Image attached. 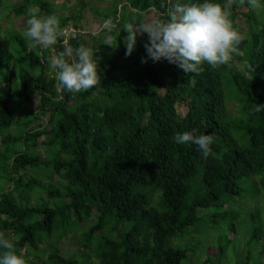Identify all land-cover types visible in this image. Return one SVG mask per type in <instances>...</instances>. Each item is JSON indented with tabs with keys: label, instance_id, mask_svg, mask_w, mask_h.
Instances as JSON below:
<instances>
[{
	"label": "trees",
	"instance_id": "obj_1",
	"mask_svg": "<svg viewBox=\"0 0 264 264\" xmlns=\"http://www.w3.org/2000/svg\"><path fill=\"white\" fill-rule=\"evenodd\" d=\"M95 1H107L98 14L103 22L116 24L105 30L107 39L94 52L101 77L96 86L78 93L58 87L48 75L51 47L45 61L27 47L19 58L26 68L42 67L35 84L25 78L23 91L17 93L14 76L6 78L9 90L0 94V232L14 240L27 264H185L189 255L192 263L203 240L186 243L193 249L179 245L190 228L200 231L196 226L205 212L211 225L232 221L229 230L237 232L239 209H229L231 201L255 197L258 189L247 195V184L255 177L264 191V110L257 111V105H264V9H253L248 0H217L227 6L239 31L242 23L250 25V36L244 35L239 52L226 65L204 62L201 71L187 73L170 63L167 77L151 59L143 62L147 32L138 30L134 50L126 54L124 28L143 26L152 10L168 20L177 0ZM3 3L0 13L7 20L13 12L28 19V8L35 5L52 13L46 0H22L12 10ZM82 37L70 40L74 53ZM57 44L63 51L60 36ZM33 94L49 114L50 129L34 128L12 137L9 132L18 121L12 97L20 104L27 100V108ZM181 105L188 110L183 117L178 113ZM194 129L213 135L209 156L194 143L175 141L177 132ZM39 147L52 152L48 159L34 154ZM57 176L64 182H56ZM37 196L63 202L36 206L32 202ZM258 210L252 220L260 222ZM79 233L87 254L61 253L63 240ZM251 236L258 242L263 228ZM178 239L184 243L177 245ZM217 249L218 259L225 258V248ZM252 260L250 250L243 264Z\"/></svg>",
	"mask_w": 264,
	"mask_h": 264
},
{
	"label": "rangeland",
	"instance_id": "obj_2",
	"mask_svg": "<svg viewBox=\"0 0 264 264\" xmlns=\"http://www.w3.org/2000/svg\"><path fill=\"white\" fill-rule=\"evenodd\" d=\"M46 1L50 5L52 13L47 14L46 12H41V14L45 16L55 14L59 18L60 27L63 31V35H61L60 37L64 40V43H67V45L69 44L70 40H73L70 38L67 39L64 35V30L68 28H74L78 30L80 32L78 36L80 37V35H83L81 47H87L93 52H95V50L98 48L100 42L107 39V31H105L106 29L104 28L105 22H103V18H101V16L98 14L99 11L102 10L101 8L105 10L104 8L107 7V1L103 5H101L95 0H85V8L82 6V0ZM21 2L22 0H8L7 2L6 0H4L5 5L10 6L11 10L19 6ZM2 13H0V94H5L9 90V85L6 83V78L10 76H14L12 79L13 89H15V92L20 93L24 89L23 79L26 78L31 83L35 84L38 77L44 72L42 67L33 70L31 68H26L27 65L18 63L20 56L24 53V47H27L28 50H35L42 61H45V59L50 56L51 52L49 49L40 50L42 46L38 48L39 45L35 48L30 46V41L24 36L27 21L26 17H18L13 12L11 19L7 20L3 19V15L6 14L4 12ZM74 17L79 18V20L73 19ZM160 18L161 15L152 10L149 11V14H147L146 17L148 22H145L147 24L153 21H162ZM76 25H78V27H76ZM250 29L251 27L248 23H242L240 32L244 35L250 36ZM140 34H143V32H141ZM51 48V56L62 51L58 44L51 46ZM73 59H75V53ZM6 62H9L10 67L5 66ZM151 63L160 67L162 73L165 76L168 77L171 75V65L168 60L161 59L158 62H154L153 60H151ZM13 70L15 71V74H13ZM48 75L53 78L55 77V73L50 68ZM164 92L165 91H162V93ZM57 100L60 102L61 100H63V97H60L59 95ZM22 104L18 102L17 96L12 97L11 107L18 121L16 125L12 127L9 134L15 138L22 134L28 133V130L30 129V131H32L34 128H40V130H43L48 127L47 122L49 114L40 109L39 96L33 94L31 103L27 108V100L24 99V102ZM187 111L188 110L184 105H181L180 107L178 106V113L181 117L185 116ZM32 117H34L33 123H31L26 128L25 124H28L30 120H32ZM47 129H50V127H48ZM45 139L46 137H43L39 141L42 142ZM1 143L2 139H0V146L2 145ZM2 150L3 148H0V151ZM37 153H40V155L44 157V159H48L47 154L52 152H49L48 149L44 147H39L37 149V152L34 154ZM51 158L52 157H50L49 159ZM24 173L25 172L23 171V174ZM42 175H44V173H42ZM56 182L64 181L57 176ZM247 188V195L253 194L254 190L256 191V189L259 190V193L252 198H241L237 201V203L236 201H231V206L228 207L230 209L232 206H235L232 207L233 212L239 209V212H236L239 214V219L237 221V232H232L231 230H229L232 221H228L226 223L225 221H219L217 223L218 225H211L209 223V220L207 219L208 216L206 215V212L203 211V213L205 212V218L203 219L202 217L204 215L203 213H200L199 216L202 218V221L196 226L200 229V231L196 232L195 227L190 228L189 234H187L189 235V237H185V243L184 239H178L180 241L177 242H175L176 240L174 241L177 245L184 243L179 246H187L191 249H193V247L186 245V243L190 242L192 238H194V240L197 242H201L202 240L204 242V245L195 253V257H191L194 262H188L190 258L189 255V258L187 259L185 264H243L244 262H246L245 260L250 250L253 252V260L250 264H264V236L258 242L255 240L252 241L251 239L252 231L261 230L262 228L264 230V191H262L261 189L260 178H253L247 184ZM34 196L35 194L32 195V197ZM61 202H63V200L60 198L48 199V197L39 198V196H37V199H35V201L32 203L36 206L47 203L50 204L51 207H57L61 206ZM257 208L259 209L258 211H260L259 213H261L260 222L257 221L259 219H257L256 221L252 220V212L257 210ZM211 212H213V210L208 211L209 214ZM230 213L231 212L229 211L227 218L229 217ZM82 242L83 241L80 239V233L77 235L71 234L69 237L63 240L58 248L61 250V253L66 256H71L75 252L87 254ZM52 243L55 244V240H52ZM226 245L228 246L227 249ZM217 247L225 248V258L223 257L220 260L218 259ZM208 258L210 259V263L208 262Z\"/></svg>",
	"mask_w": 264,
	"mask_h": 264
},
{
	"label": "clouds",
	"instance_id": "obj_3",
	"mask_svg": "<svg viewBox=\"0 0 264 264\" xmlns=\"http://www.w3.org/2000/svg\"><path fill=\"white\" fill-rule=\"evenodd\" d=\"M253 9H264V0H248ZM24 36L30 46H42L49 49L57 44L58 37L63 35L60 20L55 15H43L38 5L30 6ZM166 21H153L137 27L127 24L124 29L127 55H131L136 42L138 30L149 34L145 44L148 59L158 62L166 59L178 65L187 73L202 70L201 65L207 62L213 67L228 64L234 53L239 52V45L244 34L234 27L226 5L217 0H192L181 3L177 0L174 9ZM109 32L116 28L110 19L104 23ZM71 39H79V36ZM107 44L113 45L111 41ZM74 50L65 43L63 51L49 58L50 69L55 73L58 87L69 92L87 91L100 82V72L93 58L94 52L87 47ZM264 110V105H257V111ZM197 130L177 132L175 141L178 144L194 143L202 150L205 157L212 152L214 142L212 134H196ZM0 264H27L25 257L16 250L13 239L6 238L0 232Z\"/></svg>",
	"mask_w": 264,
	"mask_h": 264
},
{
	"label": "built area",
	"instance_id": "obj_4",
	"mask_svg": "<svg viewBox=\"0 0 264 264\" xmlns=\"http://www.w3.org/2000/svg\"><path fill=\"white\" fill-rule=\"evenodd\" d=\"M80 32L74 28L64 30V35L67 39L76 38Z\"/></svg>",
	"mask_w": 264,
	"mask_h": 264
}]
</instances>
